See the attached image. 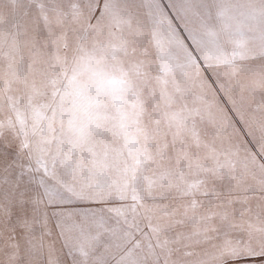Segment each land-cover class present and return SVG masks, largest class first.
Masks as SVG:
<instances>
[{
    "label": "snow or ice",
    "instance_id": "1",
    "mask_svg": "<svg viewBox=\"0 0 264 264\" xmlns=\"http://www.w3.org/2000/svg\"><path fill=\"white\" fill-rule=\"evenodd\" d=\"M0 264H264V0H0Z\"/></svg>",
    "mask_w": 264,
    "mask_h": 264
}]
</instances>
